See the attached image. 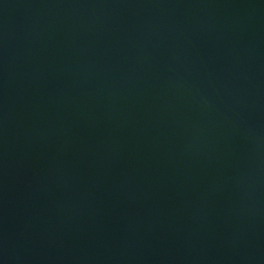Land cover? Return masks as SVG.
<instances>
[{
	"label": "water",
	"instance_id": "95a60500",
	"mask_svg": "<svg viewBox=\"0 0 264 264\" xmlns=\"http://www.w3.org/2000/svg\"><path fill=\"white\" fill-rule=\"evenodd\" d=\"M0 264H264V0H0Z\"/></svg>",
	"mask_w": 264,
	"mask_h": 264
}]
</instances>
